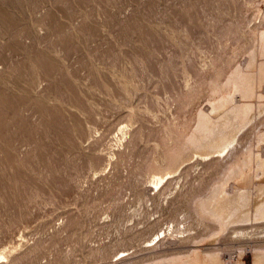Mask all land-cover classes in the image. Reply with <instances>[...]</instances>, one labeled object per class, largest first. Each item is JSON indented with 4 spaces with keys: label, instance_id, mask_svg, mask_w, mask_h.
Listing matches in <instances>:
<instances>
[{
    "label": "rangeland",
    "instance_id": "1",
    "mask_svg": "<svg viewBox=\"0 0 264 264\" xmlns=\"http://www.w3.org/2000/svg\"><path fill=\"white\" fill-rule=\"evenodd\" d=\"M258 6L0 0V252L23 253L18 264H123L160 251L150 246L189 215L203 164L163 192L146 190L144 170L166 125L189 130L211 106L190 90L249 57ZM184 226L201 229L193 217Z\"/></svg>",
    "mask_w": 264,
    "mask_h": 264
},
{
    "label": "bare ground",
    "instance_id": "2",
    "mask_svg": "<svg viewBox=\"0 0 264 264\" xmlns=\"http://www.w3.org/2000/svg\"><path fill=\"white\" fill-rule=\"evenodd\" d=\"M255 21L259 22L250 28L253 40L246 51L249 57L244 63L235 60L231 69L215 65L208 83L190 90V101L207 91L211 106L195 115L189 130L187 122L166 125L144 170L143 179L151 184L146 190L163 192L174 180H186L191 169L203 164V172L197 178L203 188L193 194L189 215L168 231L157 233V241L150 247H160V251L123 264H244L242 256L247 250L253 252V264H264V9L260 6L247 24ZM1 89L0 97L4 95ZM1 98L4 100V96ZM14 101L9 104L14 105ZM120 131L122 137L128 132L126 126ZM190 217L201 229L184 235L192 228H182L181 224ZM179 242L186 245L162 250ZM22 256L23 253L11 256L0 252V264H18Z\"/></svg>",
    "mask_w": 264,
    "mask_h": 264
}]
</instances>
